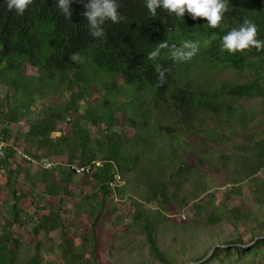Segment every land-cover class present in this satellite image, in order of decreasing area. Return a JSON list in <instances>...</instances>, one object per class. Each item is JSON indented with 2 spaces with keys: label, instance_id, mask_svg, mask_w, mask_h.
<instances>
[{
  "label": "trees",
  "instance_id": "16d2710c",
  "mask_svg": "<svg viewBox=\"0 0 264 264\" xmlns=\"http://www.w3.org/2000/svg\"><path fill=\"white\" fill-rule=\"evenodd\" d=\"M89 2L71 0L69 19L59 8V0H33L23 15H18L15 9L9 11L7 0H0V80L9 87L14 86L15 94L21 88L27 89L29 100L21 102L22 108L28 107L27 112L35 93L44 90L42 85L62 81L67 88L78 86L64 108H50L30 126L27 138L45 151L31 154L38 159L48 158V153L58 154L63 149L71 173L92 172L102 195L110 192V185L119 173L129 190L138 194L140 200L135 201L133 211L144 221L153 253L160 256L156 242L158 231L152 230L151 216L159 219L161 210L171 211L169 199L188 182L203 183L197 162L182 156L175 142H180L182 134L202 143L232 141L220 127L237 123L246 128L245 114L237 99L261 97L264 102V76L236 81L215 75L226 69L240 71L244 67L263 70L258 57L264 60V50L251 48L229 53L223 48V37L233 28L239 29L247 19L257 28L256 38L264 42V0H227L228 11L223 20L226 26L222 28L208 26L203 18L194 20L188 11L183 18H178L174 12L157 7L153 16L147 0H116L122 19L119 23L106 20L101 25L104 29L101 37L91 34L89 21L84 16L85 4ZM186 42L192 47H185ZM161 43L167 47L160 48ZM177 50L194 52V55L191 59L179 60L172 56ZM154 51L157 55L149 59ZM73 54H78L80 59L72 60ZM28 65L38 74L26 76L24 69ZM161 73L163 84L159 82ZM87 95L85 107L81 106L80 100ZM9 109L1 112L0 126L18 121L16 111L10 105ZM69 113L73 119L59 127L58 122ZM118 113L123 115V122L118 125L121 130H111L115 120L121 121ZM84 120L94 126L106 122L103 130H108L94 135ZM7 132L6 127L4 133ZM234 145L240 160L264 167V145L258 142L254 146L248 141L241 144L234 141ZM7 150L4 161L17 152L16 148ZM211 156L209 150H204L201 165L210 166ZM221 157L226 159L227 155ZM97 159H102L104 166L88 173L71 167L73 164L93 167ZM40 166L43 171L38 172V178L48 192H53L49 168ZM201 190L206 188L202 186ZM143 202H157V209L152 211ZM16 211L15 206L11 213L14 215ZM49 219L50 216L40 218L34 232L39 233L41 228H60L66 239V252L73 255L70 263L81 264L87 240L75 249L61 216L53 222ZM6 227L8 231L0 239V264H16V252L10 241L11 223H6ZM35 244L39 250V241ZM40 263L37 251L24 264Z\"/></svg>",
  "mask_w": 264,
  "mask_h": 264
},
{
  "label": "rangeland",
  "instance_id": "374dc122",
  "mask_svg": "<svg viewBox=\"0 0 264 264\" xmlns=\"http://www.w3.org/2000/svg\"><path fill=\"white\" fill-rule=\"evenodd\" d=\"M258 60L261 71L244 67L240 71L226 69L215 75L236 81L263 77L264 60L261 56ZM24 73L26 76L38 74L29 65ZM41 87L44 90L35 93L27 112L28 107L22 108L21 103L29 100L27 89L21 88L20 93L15 94L14 86L9 87L0 80V116L1 112L8 111L9 105L18 115L17 122L0 126L8 148L45 153L37 142L27 138L30 126L43 118L50 108H64L71 101L72 92L78 91L77 85L67 88L62 81H50ZM88 98L89 95L82 98L80 105L85 107L84 100ZM237 105L243 108L246 128L237 123L232 127L228 124L220 127L232 141L202 143L182 134L180 142H175L182 156L197 162L203 183L188 182L169 199L171 211L161 210L159 219L151 216L152 230L158 231L156 242L160 256L153 253L144 221L133 211L135 201L140 200L138 194L129 190L120 174L117 173L111 183L110 192L102 195L92 172L71 173L63 149L58 154H42L48 158L41 157L56 162L57 166L47 170L50 183L54 185L53 192H48L45 183L38 178V172L43 171L40 164L22 160L17 152L0 164V239L8 231L6 223L10 222L16 264H24L37 251L40 264H71L69 258L73 255L66 252V239L60 228H41L39 233L34 232L40 218L50 216L53 222L60 215L75 249L87 240L81 264H264V167L240 160L234 145V141L236 144L248 141L254 146L258 142L264 145V102L261 97H242L237 99ZM84 107H81L82 112ZM22 114L25 117L21 118ZM122 117L118 113L121 121L115 120L111 130H121L118 125L123 122ZM72 119L73 114L69 113L58 126ZM84 124L94 135L108 130H103L106 122L94 126L84 120ZM204 150L212 155L210 166L201 165ZM202 186L206 190H201ZM143 203L152 211L157 209V202ZM15 206L17 213L13 215L11 210Z\"/></svg>",
  "mask_w": 264,
  "mask_h": 264
},
{
  "label": "clouds",
  "instance_id": "9594fccd",
  "mask_svg": "<svg viewBox=\"0 0 264 264\" xmlns=\"http://www.w3.org/2000/svg\"><path fill=\"white\" fill-rule=\"evenodd\" d=\"M71 0H59V8L66 15L71 18V11L69 10V3ZM33 0H7L8 10L15 9L18 15H23L28 9ZM120 5L116 0H91L85 4L86 11L84 16L88 19L91 34L94 37H101L104 35V29L101 27L106 20H111L113 23H119L122 17L118 13ZM163 7L169 13H175L178 18L184 17V12L188 11L192 14V18L206 19L208 26L212 28H222L226 25L223 24L224 13L228 11L227 0H147V8L150 13L155 16L156 8ZM257 37V28L249 20L245 19L239 29L233 28L227 35L223 37V48L228 50L229 53L237 51L243 52L255 48L258 51L264 50V42L260 41ZM185 47H192L188 42ZM160 48L167 47L166 43H161ZM157 52H151L149 59H153ZM194 52H184L177 50L172 53L173 58L179 60L191 59ZM71 59L79 60L78 54H73ZM157 70L159 66L157 65ZM160 84L164 83L163 73L159 79Z\"/></svg>",
  "mask_w": 264,
  "mask_h": 264
},
{
  "label": "bare ground",
  "instance_id": "6f19581e",
  "mask_svg": "<svg viewBox=\"0 0 264 264\" xmlns=\"http://www.w3.org/2000/svg\"><path fill=\"white\" fill-rule=\"evenodd\" d=\"M8 146H9V144L4 139V137L0 131V163H2L7 157ZM17 152H18V156H20V158L22 160H25L28 163H37V164L44 166L47 169L48 168H54L55 166H57L56 162H54L52 160L39 159L40 161H38L35 156H33L31 153L26 152L24 149L23 150H17ZM71 167L77 171V167H92V165L73 164V165H71ZM91 170L92 169H90V171ZM78 172H81V171H78Z\"/></svg>",
  "mask_w": 264,
  "mask_h": 264
},
{
  "label": "built area",
  "instance_id": "2783aa9c",
  "mask_svg": "<svg viewBox=\"0 0 264 264\" xmlns=\"http://www.w3.org/2000/svg\"><path fill=\"white\" fill-rule=\"evenodd\" d=\"M105 162H98L93 167H77V171H81L82 173H88L90 169H95L98 166H104Z\"/></svg>",
  "mask_w": 264,
  "mask_h": 264
},
{
  "label": "crops",
  "instance_id": "0c3cea01",
  "mask_svg": "<svg viewBox=\"0 0 264 264\" xmlns=\"http://www.w3.org/2000/svg\"><path fill=\"white\" fill-rule=\"evenodd\" d=\"M17 150H23V149H21V148H16V151H17Z\"/></svg>",
  "mask_w": 264,
  "mask_h": 264
},
{
  "label": "water",
  "instance_id": "95a60500",
  "mask_svg": "<svg viewBox=\"0 0 264 264\" xmlns=\"http://www.w3.org/2000/svg\"><path fill=\"white\" fill-rule=\"evenodd\" d=\"M208 256V255H207Z\"/></svg>",
  "mask_w": 264,
  "mask_h": 264
}]
</instances>
